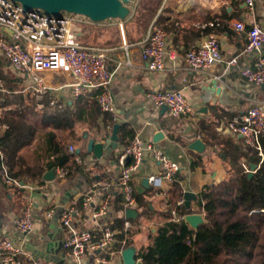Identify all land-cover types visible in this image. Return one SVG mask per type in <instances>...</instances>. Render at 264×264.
<instances>
[{
    "label": "crops",
    "instance_id": "crops-1",
    "mask_svg": "<svg viewBox=\"0 0 264 264\" xmlns=\"http://www.w3.org/2000/svg\"><path fill=\"white\" fill-rule=\"evenodd\" d=\"M127 7L130 14L122 21L112 19L93 23L79 16L82 22L80 42L109 50L108 70L112 73L110 91L114 97L115 121L110 114L100 111L94 98L96 91L73 99L68 86L74 83V79L64 72L39 75L44 84L56 90L49 94V100L55 99L63 107L47 106V98H44L46 106L38 112L29 90L32 78L17 72L0 55V75L5 88V92L0 93V121L11 113L20 114L35 131L31 143L17 151L12 159V172L0 150V240L8 238L20 246L26 254L24 264H75L62 250L66 230L59 222L61 211L69 206L81 211L74 224L77 230L94 231L105 224L116 232L111 264H123L121 252L128 247L134 248L137 254L148 246L149 231L154 234L168 218L175 222L184 221L185 216L180 215L184 210L201 216L204 221L198 198L207 188L220 184L226 177L224 161L217 148L208 147L204 137L218 142L235 139L246 150L241 139L228 130L227 123L251 107L264 110V84L252 86L239 73L253 67L254 56L241 53L250 27L258 24L264 29V0H255L253 14L247 12L243 0H130ZM153 21L167 34V50L176 55L174 61L165 58V68L160 72L146 70L140 60V49ZM235 21L244 23V32H237L232 27ZM210 34L218 40L223 61L236 58V64L230 68L224 63L217 64L202 73L187 69L184 55ZM165 91H181L195 111L194 118H175L167 109L156 108L146 97L149 92ZM48 112L49 122L43 117H47ZM31 117L41 119V129L28 124ZM116 124L119 126L118 151L136 136L144 142L154 143L155 136L160 133L163 137L154 143L155 146L176 162L180 171L172 184L165 182L160 190L152 189L148 184L147 188L143 181L160 174L161 168L151 155L145 154L132 183L136 218H125L122 197L111 187L106 216L93 220L89 210L82 209V196L99 183L115 181L118 171L109 160H98L88 153L87 142L90 139L105 141L112 135ZM204 126H210L211 132H207ZM4 130L5 126L0 123V135ZM83 133L87 134L86 139H83ZM197 139L204 144L202 153L189 149ZM68 146H73L75 153L79 150L76 154L82 159V165L72 163ZM62 155L70 156L68 176L59 180L55 175L53 181H45L43 176L50 171L46 167ZM19 166L34 172L43 170V182L36 178L31 180L28 176L24 177L25 182H18L12 174ZM74 166L82 167L77 176L74 175ZM3 168L22 187L4 184L1 179ZM205 187L206 190L202 191ZM188 193L194 198L189 199L186 206L185 195ZM137 198L144 206L138 207ZM29 203L33 205V229L27 235H20L14 222ZM48 211H53L49 219L46 218ZM117 220L121 221L120 227ZM126 220L130 222V228L124 231ZM124 232L123 239H118ZM80 264L95 263L88 254Z\"/></svg>",
    "mask_w": 264,
    "mask_h": 264
},
{
    "label": "built area",
    "instance_id": "built-area-1",
    "mask_svg": "<svg viewBox=\"0 0 264 264\" xmlns=\"http://www.w3.org/2000/svg\"><path fill=\"white\" fill-rule=\"evenodd\" d=\"M247 12L253 14L255 0H243ZM77 15L62 14L60 17L47 15L44 11L34 9L24 11L22 6L11 0H0V55L17 72L32 78L29 87L35 99L38 110L47 106L61 108L57 100H49L53 91L43 83L39 77L46 72L68 73L74 79L69 85L71 96L78 99L85 94L96 91L94 96L100 111L110 114L115 121L114 97L110 91L112 73L108 70V49L84 45L79 40L81 20ZM207 26L212 27V24ZM237 32H244L245 25L241 21L232 23ZM167 34L155 21L149 26L148 35L140 49V60L144 68L151 72H160L165 68V58L176 60V55L167 50ZM241 55H253L252 68L240 70V76L250 85L259 87L264 84V29L253 24L246 33V44ZM233 58L227 62L219 51L218 40L210 34L198 45L184 55L187 69L202 73L217 64L224 63L226 68L236 64ZM4 83L0 75V93H4ZM146 97L156 108L166 107L175 117L194 118L195 111L181 91L149 92ZM228 130L235 136H240L242 146L247 150L256 151L262 158L260 140L264 136V110L254 106L241 116L233 117L227 123ZM68 154L75 165H82V159L75 153L73 146H68ZM151 155L160 165L161 172L147 178L150 188L160 190L166 182L172 184L180 171L179 165L169 159L154 143L144 142L138 136L117 151L115 166L118 176L111 183H99L81 198V206L89 210L93 220L106 216L112 196L111 187L122 197V207L127 209L136 207L133 190V178L139 171L144 155ZM70 172L69 166H57L54 173L59 180L65 179ZM245 172L249 171L245 168ZM4 184L20 188V184L3 168L1 176ZM221 181H219L220 183ZM206 187L202 189L205 191ZM53 211L46 213V218L52 216ZM81 211L72 206L61 211L59 222L66 230V238L62 243V250L67 258L80 264L91 254L95 264H111L115 252L116 232L109 225L98 226L94 231L77 230L75 220ZM14 228L20 235H27L33 229V205L29 203L21 211L14 222ZM130 228V222H124V231ZM26 254L20 246L11 239L0 240V264H24ZM34 264V263H32ZM135 264L138 262L135 261Z\"/></svg>",
    "mask_w": 264,
    "mask_h": 264
},
{
    "label": "trees",
    "instance_id": "trees-1",
    "mask_svg": "<svg viewBox=\"0 0 264 264\" xmlns=\"http://www.w3.org/2000/svg\"><path fill=\"white\" fill-rule=\"evenodd\" d=\"M47 114L43 117L49 122ZM22 117L11 113L0 121L5 126L0 135V150L11 172L12 159L31 143L35 132ZM204 128L211 132L210 126ZM204 142L217 148L226 173L223 182L207 188L198 198L204 222L193 230L183 220L175 222L168 218L154 234L149 231V245L135 255L138 264H264V136L260 140L262 158L256 151L243 150L235 139L218 142L204 137ZM69 159V155H62L46 170L66 165ZM251 165L256 170L248 177L245 168L250 171ZM73 169L77 176L82 167ZM42 175L43 170L34 172L22 166L12 174L18 182H25L24 177L28 176L41 183ZM137 203L138 207L144 206L139 198ZM190 214L188 210L180 213ZM116 224L120 227L121 221ZM124 234L118 239H123Z\"/></svg>",
    "mask_w": 264,
    "mask_h": 264
},
{
    "label": "water",
    "instance_id": "water-1",
    "mask_svg": "<svg viewBox=\"0 0 264 264\" xmlns=\"http://www.w3.org/2000/svg\"><path fill=\"white\" fill-rule=\"evenodd\" d=\"M15 3H18L22 6L24 11H31L34 9L42 10L47 15L60 17L62 14H71L82 16L89 19L93 23H100L106 20L118 19L125 20L129 14L130 10L127 7L130 0H11ZM163 110H166V107H162ZM119 126L116 124L113 127L112 135L108 137L103 142H95L90 139L87 142V152L91 153L92 156L96 159H105L109 160L111 165H114L113 156L114 153L118 151V140H117V131ZM87 134L83 133V139H86ZM163 136L158 133L155 136L153 142L156 143ZM240 138V136H238ZM189 149L202 153L204 150V144L200 140H194ZM79 153V150L76 151ZM256 167L251 165L250 171L248 172V177H251ZM55 178L54 170L46 172L43 176V179L47 182L53 181ZM147 178L143 181V185L148 188ZM22 185V184H21ZM186 203L191 198H194L192 194H186ZM136 211L134 209L125 210V218L135 219ZM184 222L188 224L193 230H196L199 225L204 221L201 216L198 215H187L184 217ZM135 254L136 251L132 247H128L121 252L123 264H135Z\"/></svg>",
    "mask_w": 264,
    "mask_h": 264
},
{
    "label": "rangeland",
    "instance_id": "rangeland-1",
    "mask_svg": "<svg viewBox=\"0 0 264 264\" xmlns=\"http://www.w3.org/2000/svg\"><path fill=\"white\" fill-rule=\"evenodd\" d=\"M29 105H31L30 102H29ZM32 105H33V103H32ZM37 111L41 112V110H38V109H37ZM39 120H41V119H39V117H36V118L35 117H31L30 120H28L27 122H28L29 125L31 124L33 126H36V128L41 129V126H43V125L39 123Z\"/></svg>",
    "mask_w": 264,
    "mask_h": 264
},
{
    "label": "bare ground",
    "instance_id": "bare-ground-1",
    "mask_svg": "<svg viewBox=\"0 0 264 264\" xmlns=\"http://www.w3.org/2000/svg\"><path fill=\"white\" fill-rule=\"evenodd\" d=\"M119 149V148H118Z\"/></svg>",
    "mask_w": 264,
    "mask_h": 264
}]
</instances>
